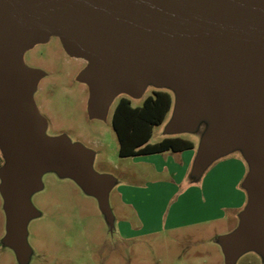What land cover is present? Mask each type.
Instances as JSON below:
<instances>
[{"label":"water","instance_id":"obj_1","mask_svg":"<svg viewBox=\"0 0 264 264\" xmlns=\"http://www.w3.org/2000/svg\"><path fill=\"white\" fill-rule=\"evenodd\" d=\"M49 36L88 61V112L103 118L120 93L140 96L146 84L170 87L174 131L189 128L204 107L217 109L195 167L243 145L250 171L246 208L224 236L228 263L264 245V0H0V170L7 238L21 255L34 213L29 194L43 170L72 176L104 210L111 177L90 167L92 154L66 137H48L34 99L42 72L23 53Z\"/></svg>","mask_w":264,"mask_h":264},{"label":"rangeland","instance_id":"obj_2","mask_svg":"<svg viewBox=\"0 0 264 264\" xmlns=\"http://www.w3.org/2000/svg\"><path fill=\"white\" fill-rule=\"evenodd\" d=\"M22 59L26 67L42 72L32 97L46 120L45 135L64 136L71 144L82 145L92 154L93 172L111 177L106 201L110 214L72 176L55 169L43 170L40 188L28 197L34 213L27 219L25 249L20 255L7 238L0 177V264H264V245L246 247L228 263L233 254L227 251L224 236L238 223V218L234 219V213L229 210H223V217L207 223L177 228L166 225L169 216L199 206L192 201L183 203L179 194L173 193V186H158V189L157 184L148 183L151 178H168L167 171L157 176L148 163L119 155L112 117L121 97H128L132 106H141L145 97L153 95L155 90L170 92L172 106L164 120L154 125L149 143L166 137L188 139L194 144L196 158L215 124L214 104H207L191 127L174 131L175 91L148 82L140 96L120 93L112 100L105 116L95 118L88 112L89 87L79 77L88 65L87 60L70 56L57 36L34 44L24 51ZM169 155H162V160ZM0 156L1 170L7 162L1 147ZM232 159L242 161L249 173L250 163L243 145L238 143L203 169L192 164L182 181V189L190 185L203 191L204 200L214 206L213 215L224 200L232 199V192L227 188L231 179L227 167ZM219 164L223 167L219 168ZM200 176H203L201 180ZM121 185L143 189L135 198L142 203L138 214L122 204L118 193ZM122 221L133 228L132 235L122 233Z\"/></svg>","mask_w":264,"mask_h":264},{"label":"crops","instance_id":"obj_3","mask_svg":"<svg viewBox=\"0 0 264 264\" xmlns=\"http://www.w3.org/2000/svg\"><path fill=\"white\" fill-rule=\"evenodd\" d=\"M165 153H168L170 155L169 157L167 156V159L165 158L164 160H162V155H165ZM128 157H133L137 161L148 163L153 167L154 173L157 176L162 174V172L167 171L168 178H151L149 179L150 181H148V183L157 184V188L158 186L162 187L164 185L173 186V193L176 192L177 194H179L180 199L183 200V203L184 201H192L193 203H196L199 206L198 209H189L185 212L181 211V213H176L171 217L169 216L166 221V225H170L171 227L177 228L184 225H195L198 223L205 222L207 223L212 219L223 217L225 214L223 210L226 209L234 213V219L238 218V223L236 224V226L233 227V229H231L230 232H232L238 227L240 222V214L245 209V206L248 202V190L244 183L248 173V167L242 161H239L238 159L229 160V167H227V169H229V171L231 172V179L230 182L227 184V188L232 192V199L229 200V202L228 200H224V202L221 203V206L218 207L219 211L215 215H213L212 207L214 206L210 203H207V200H204V195H202L203 191H201V189L190 185L186 188H181L182 181H185L191 165L193 164L195 168L196 155L194 152V144L193 148L185 149L182 151L168 150L160 153L135 155ZM219 166L223 167V165L221 166L220 164L218 165V167ZM202 177L203 176H200L198 177V179L201 180ZM198 179H196V181ZM139 191L142 192L143 189L135 187L133 185H121L118 188V193L122 199V204L131 207L137 214L140 211L139 205L142 204L141 202L135 200ZM121 225L122 227L120 230L122 231V233H126L129 236L132 235L133 228L130 226L129 223H127L126 221H122ZM150 230L151 229H148V231Z\"/></svg>","mask_w":264,"mask_h":264},{"label":"trees","instance_id":"obj_4","mask_svg":"<svg viewBox=\"0 0 264 264\" xmlns=\"http://www.w3.org/2000/svg\"><path fill=\"white\" fill-rule=\"evenodd\" d=\"M172 102V94L166 90H155L141 106H132L128 97L119 99L112 125L118 137L121 157L193 148L192 141L181 137H166L157 143H149L154 125L164 120Z\"/></svg>","mask_w":264,"mask_h":264},{"label":"flooded vegetation","instance_id":"obj_5","mask_svg":"<svg viewBox=\"0 0 264 264\" xmlns=\"http://www.w3.org/2000/svg\"><path fill=\"white\" fill-rule=\"evenodd\" d=\"M71 56V55H70ZM73 57H75V56H73ZM1 158H2V156H0Z\"/></svg>","mask_w":264,"mask_h":264}]
</instances>
